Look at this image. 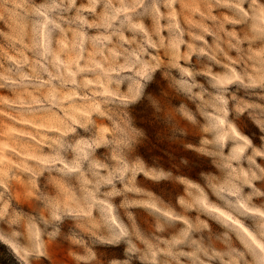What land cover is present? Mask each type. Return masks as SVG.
<instances>
[{
	"label": "rangeland",
	"instance_id": "rangeland-1",
	"mask_svg": "<svg viewBox=\"0 0 264 264\" xmlns=\"http://www.w3.org/2000/svg\"><path fill=\"white\" fill-rule=\"evenodd\" d=\"M0 244L264 264V0H0Z\"/></svg>",
	"mask_w": 264,
	"mask_h": 264
},
{
	"label": "trees",
	"instance_id": "trees-1",
	"mask_svg": "<svg viewBox=\"0 0 264 264\" xmlns=\"http://www.w3.org/2000/svg\"><path fill=\"white\" fill-rule=\"evenodd\" d=\"M0 264H18L3 244H0Z\"/></svg>",
	"mask_w": 264,
	"mask_h": 264
},
{
	"label": "snow or ice",
	"instance_id": "snow-or-ice-1",
	"mask_svg": "<svg viewBox=\"0 0 264 264\" xmlns=\"http://www.w3.org/2000/svg\"><path fill=\"white\" fill-rule=\"evenodd\" d=\"M148 87L150 88V87H152V85H149ZM145 91H147V89H145ZM138 102H141V103H149V101L146 100L143 96L140 97V99H139Z\"/></svg>",
	"mask_w": 264,
	"mask_h": 264
}]
</instances>
